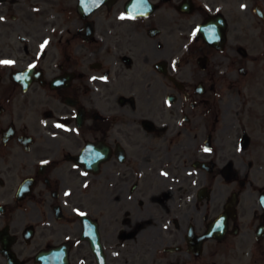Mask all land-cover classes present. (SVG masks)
<instances>
[{
    "label": "flooded vegetation",
    "instance_id": "obj_1",
    "mask_svg": "<svg viewBox=\"0 0 264 264\" xmlns=\"http://www.w3.org/2000/svg\"><path fill=\"white\" fill-rule=\"evenodd\" d=\"M0 18V264L95 258L82 215L113 264H264V0H0Z\"/></svg>",
    "mask_w": 264,
    "mask_h": 264
},
{
    "label": "rangeland",
    "instance_id": "obj_2",
    "mask_svg": "<svg viewBox=\"0 0 264 264\" xmlns=\"http://www.w3.org/2000/svg\"><path fill=\"white\" fill-rule=\"evenodd\" d=\"M261 81H257L251 87L250 94L252 101L249 104L257 107H264V71H261ZM201 260H199L200 264ZM109 263L113 264V257H109ZM72 264H96L95 259L90 258H73Z\"/></svg>",
    "mask_w": 264,
    "mask_h": 264
},
{
    "label": "water",
    "instance_id": "obj_3",
    "mask_svg": "<svg viewBox=\"0 0 264 264\" xmlns=\"http://www.w3.org/2000/svg\"><path fill=\"white\" fill-rule=\"evenodd\" d=\"M92 243L94 244L93 240ZM37 260L41 262V264H69L68 251L66 248L44 251L37 256ZM99 262L100 264H107L103 254L99 257Z\"/></svg>",
    "mask_w": 264,
    "mask_h": 264
},
{
    "label": "snow or ice",
    "instance_id": "obj_4",
    "mask_svg": "<svg viewBox=\"0 0 264 264\" xmlns=\"http://www.w3.org/2000/svg\"><path fill=\"white\" fill-rule=\"evenodd\" d=\"M0 19H3V18H0ZM45 43H47V41H45ZM43 47V46H42ZM0 63H4V64H11V63H13L12 61H0ZM58 126H60V125H58ZM204 151H210V149H208V148H205L204 149Z\"/></svg>",
    "mask_w": 264,
    "mask_h": 264
}]
</instances>
